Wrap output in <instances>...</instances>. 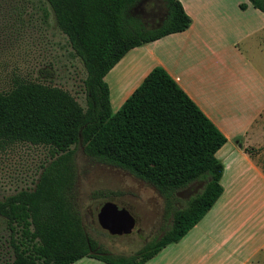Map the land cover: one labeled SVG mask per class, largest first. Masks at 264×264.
<instances>
[{
    "label": "trees",
    "instance_id": "trees-1",
    "mask_svg": "<svg viewBox=\"0 0 264 264\" xmlns=\"http://www.w3.org/2000/svg\"><path fill=\"white\" fill-rule=\"evenodd\" d=\"M140 0H43L79 59L84 108L60 88L16 80L0 91V152L14 143L48 148L31 189L0 201L8 235L1 264H144L177 243L222 193V163L215 157L223 135L160 67L112 112L103 78L129 50L185 31L190 19L178 0H162L165 15L145 28L130 15ZM264 14V0H246ZM244 9V5H239ZM93 163L124 171L150 187L169 224L132 254H113L88 236L76 207V150ZM202 182L184 204L177 194ZM117 192L99 190L92 199Z\"/></svg>",
    "mask_w": 264,
    "mask_h": 264
},
{
    "label": "rangeland",
    "instance_id": "rangeland-1",
    "mask_svg": "<svg viewBox=\"0 0 264 264\" xmlns=\"http://www.w3.org/2000/svg\"><path fill=\"white\" fill-rule=\"evenodd\" d=\"M130 15L143 27H156L165 15L162 0H140ZM264 51V50H263ZM253 63L264 69V55L252 53ZM238 73L248 75L241 69ZM264 74V71H261ZM85 72L73 54L66 37L56 28L53 17L43 0H0V91H8L14 81L38 82L60 88L84 108L82 81ZM255 142H264V129L255 131ZM263 147V146H262ZM246 148L242 152L249 159H241V171H249L257 182L231 185L223 181L225 219L218 226L237 234L247 226L241 242L242 253L256 249L251 264H264V156L262 148ZM47 147L14 143L0 152V201L14 193L31 189L41 166L49 161ZM219 160V159H218ZM77 180L74 188L76 207L81 223L89 237L113 254H132L148 241L157 238L169 224L163 217L162 202L147 185L116 168L93 163L76 150ZM244 177H251L247 174ZM243 178V177H242ZM244 179V178H243ZM246 179V178H245ZM256 181V180H255ZM202 187L194 183L177 194L178 205H183ZM107 190L119 195L92 199L95 191ZM123 207L134 219V227L127 235H110L96 221L103 204ZM223 211V210H222ZM245 229L240 234L243 235ZM8 235L0 219V264L8 260ZM73 264H103L82 258ZM250 264V263H249Z\"/></svg>",
    "mask_w": 264,
    "mask_h": 264
},
{
    "label": "crops",
    "instance_id": "crops-1",
    "mask_svg": "<svg viewBox=\"0 0 264 264\" xmlns=\"http://www.w3.org/2000/svg\"><path fill=\"white\" fill-rule=\"evenodd\" d=\"M178 1L190 19L188 28L129 50L103 80L115 112L152 68H162L225 138L215 153L223 165L222 193L185 236L144 264H251L257 248L241 252V242L251 234H245L247 226L229 235L218 222L226 213L225 178L232 186L260 181L241 171L246 166L241 169L240 160L249 159L244 149L264 147L254 138L257 129H264V69L250 56L264 55V14L246 0Z\"/></svg>",
    "mask_w": 264,
    "mask_h": 264
},
{
    "label": "water",
    "instance_id": "water-1",
    "mask_svg": "<svg viewBox=\"0 0 264 264\" xmlns=\"http://www.w3.org/2000/svg\"><path fill=\"white\" fill-rule=\"evenodd\" d=\"M98 226L110 235H127L134 227V219L126 209L116 204H103L97 214Z\"/></svg>",
    "mask_w": 264,
    "mask_h": 264
}]
</instances>
